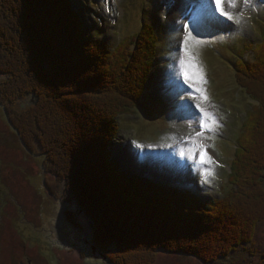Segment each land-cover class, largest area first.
<instances>
[{
    "label": "trees",
    "instance_id": "16d2710c",
    "mask_svg": "<svg viewBox=\"0 0 264 264\" xmlns=\"http://www.w3.org/2000/svg\"><path fill=\"white\" fill-rule=\"evenodd\" d=\"M73 1L0 0V104L29 152L44 158L47 176L91 221L94 249L108 264H156L161 252L203 264L240 251L264 259L254 241L264 224V30L262 43L248 48L252 60L243 53L234 65L254 105L230 190L210 203L185 186L122 172L112 156L118 120L143 103L158 31L146 25L111 49L88 31Z\"/></svg>",
    "mask_w": 264,
    "mask_h": 264
},
{
    "label": "rangeland",
    "instance_id": "374dc122",
    "mask_svg": "<svg viewBox=\"0 0 264 264\" xmlns=\"http://www.w3.org/2000/svg\"><path fill=\"white\" fill-rule=\"evenodd\" d=\"M86 1L90 3L91 0H74L73 3L77 9L80 10L81 7V15L90 33L91 30L99 32L102 41L109 48L114 49L122 45L125 40L131 39L143 24L151 26L154 24L160 39L155 70L143 96V103L134 114L119 118V129L112 148V156L121 163L122 170L130 174H139L143 167L144 177L149 176L166 186L176 188L185 186L210 203L222 199L230 190L227 168L234 157L236 140L247 119L246 112L252 110V104L247 100V96L238 88L234 64L237 60L236 56L238 55L239 58V54L243 53L246 54L247 59L252 60V55L247 53L249 46L262 43L261 32L264 22L259 25L258 21L264 20V0L262 2L251 0L247 8L244 7L243 0H239L238 7L233 10L236 13L242 10L252 12L255 25L249 22L251 17L243 14V21L244 19L249 21H244L241 25L227 22L224 27H208L200 37L205 41L199 51L208 81L209 96V101L204 106L215 115L220 124L215 134L206 133L209 137L205 141L209 146L208 153L216 161V165L212 166L215 175L209 177L207 183L200 175V170H194L191 167L192 162L182 159L178 154L182 144L181 138L194 133H190L187 121L181 118L183 112L179 104L170 100L173 94L169 84V74L172 71L170 66L179 59L178 41L182 39V33L174 29L181 27L180 15L185 6L181 0H175L178 2L167 10L156 0H93L96 4L90 8L84 4ZM103 1L112 2L109 12L105 11ZM92 10L96 14L105 16L103 20L105 27L99 21L92 19ZM95 36L101 39L99 35L95 34ZM180 82L182 83V80ZM183 99L190 104L196 103L189 96ZM31 102L32 100L28 99L22 106L27 107ZM5 136L17 153L16 155L11 152L14 161L18 164L21 161L27 171H20L18 165L7 164L2 147V138ZM133 141L145 145L144 151L136 148ZM148 145H152L153 149L149 150ZM167 145L172 147L169 148ZM57 157L58 154L55 153V158ZM137 157L140 158V164L137 163ZM43 162V157L34 156L25 147L18 132L11 125L4 107L0 104V172L2 170L0 174L2 186L9 189V191L3 189L7 196L6 200H9L12 188L17 185L22 186L21 181L24 180L26 189H30L31 186L34 188L31 193L26 194L31 198L36 197L41 206V217L38 216V221L35 222L26 211L20 212L19 219L13 221L17 224L20 235L18 238L15 236L17 241H22L29 256H35L34 264H108L106 258L93 248L91 221L79 211L77 201L65 190L64 185L47 176ZM142 163L144 166L139 167ZM155 171H160L161 176L151 175ZM20 186L17 188L20 189ZM193 188L203 189V192ZM19 194L21 195L19 198L23 201L29 197L28 195L23 197V193ZM87 196L89 197V194ZM229 221L232 230H236L240 225L235 216ZM236 222L238 225H235ZM254 241L256 249H260L263 254L264 224L259 228ZM247 247L249 250L250 246H246V249ZM4 257H6L4 261L9 262L10 257ZM0 262L2 263V253ZM263 262L264 259L259 254L253 252L245 254L240 251L229 259L214 264H263ZM156 264L203 263L191 257L161 252Z\"/></svg>",
    "mask_w": 264,
    "mask_h": 264
},
{
    "label": "snow or ice",
    "instance_id": "6c2138e0",
    "mask_svg": "<svg viewBox=\"0 0 264 264\" xmlns=\"http://www.w3.org/2000/svg\"><path fill=\"white\" fill-rule=\"evenodd\" d=\"M156 2L162 4L165 9H171L175 4V0H156ZM181 3L185 6L180 15L181 27L174 30L182 33V39L178 41L179 59L170 66L172 71L169 74V84L173 90L170 100L179 104L183 112L181 118L187 121L190 133H194L181 138L182 144L178 154L182 159L191 161V167L200 170V175L207 183L208 178L215 175L212 166L216 165V161L208 153L209 146L205 141L209 137L206 133L215 134L220 124L215 115L204 106L209 101V96L208 81L199 51L205 41L200 37L208 27H224L227 22L241 25L244 22L243 12L233 11L238 7L239 0H181ZM243 4L247 8L251 0H243ZM185 96L191 97L196 103H188L183 99ZM133 143L136 148L144 151L145 145L135 141ZM183 145L188 147L185 148ZM167 147L171 148L172 145ZM147 148L152 150L153 146L148 145Z\"/></svg>",
    "mask_w": 264,
    "mask_h": 264
},
{
    "label": "flooded vegetation",
    "instance_id": "af4514ba",
    "mask_svg": "<svg viewBox=\"0 0 264 264\" xmlns=\"http://www.w3.org/2000/svg\"><path fill=\"white\" fill-rule=\"evenodd\" d=\"M2 147L4 149V153L6 155L5 159L7 160L8 165H18L20 167V171H27L21 161L20 164L14 161L12 153L16 155L17 153L14 151V147L9 144L7 136L2 138ZM1 179L2 175L0 174V254L2 253V263L0 262V264H34L33 259L35 256H29L27 248L22 245V241L19 240L20 242H18L16 239V237L18 238L20 235H18L17 224L13 221L15 219L18 220L19 213L23 211H26L28 215L34 219V221H38V216L41 217V206H39L36 197L31 198L30 195L26 194L31 193V190L34 188L30 185L31 188L26 189L24 187V180L21 181L23 184L22 186L17 185L20 186V189L19 187L17 188V186L12 188L9 194V200L7 201V196L4 194L5 192L3 189L6 188L8 191L9 189L7 187H3L4 185L2 186ZM12 193L17 197L15 198ZM19 193H23V197L28 195V199L23 201L22 198H19L21 196ZM32 193L35 196V193ZM14 216L17 218H14ZM7 237L9 238L7 239ZM4 256L10 257L9 262L4 261V258H6Z\"/></svg>",
    "mask_w": 264,
    "mask_h": 264
},
{
    "label": "water",
    "instance_id": "95a60500",
    "mask_svg": "<svg viewBox=\"0 0 264 264\" xmlns=\"http://www.w3.org/2000/svg\"><path fill=\"white\" fill-rule=\"evenodd\" d=\"M161 172L160 171H155V173L153 172L151 175H153V176H155V177H160L161 176V174H160ZM160 175V176H159Z\"/></svg>",
    "mask_w": 264,
    "mask_h": 264
}]
</instances>
